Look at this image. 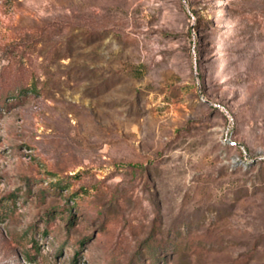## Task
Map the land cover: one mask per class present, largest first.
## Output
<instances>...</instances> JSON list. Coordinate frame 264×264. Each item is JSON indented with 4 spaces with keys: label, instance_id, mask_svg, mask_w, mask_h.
<instances>
[{
    "label": "rangeland",
    "instance_id": "1",
    "mask_svg": "<svg viewBox=\"0 0 264 264\" xmlns=\"http://www.w3.org/2000/svg\"><path fill=\"white\" fill-rule=\"evenodd\" d=\"M0 86V264H264V0H0Z\"/></svg>",
    "mask_w": 264,
    "mask_h": 264
},
{
    "label": "trees",
    "instance_id": "2",
    "mask_svg": "<svg viewBox=\"0 0 264 264\" xmlns=\"http://www.w3.org/2000/svg\"><path fill=\"white\" fill-rule=\"evenodd\" d=\"M0 89H1L0 91H1L2 93L5 92L4 94H1V95H5V96H7V97L10 96V97L16 98V96H18V95H20V94L22 93V92H20V91H22L21 88L19 89L20 91H17L16 88L9 89V90H5L4 87L0 86ZM3 89H4V90H3ZM16 91H17V94H18V95H15V94H16ZM1 95H0V98L3 97V96H1Z\"/></svg>",
    "mask_w": 264,
    "mask_h": 264
}]
</instances>
